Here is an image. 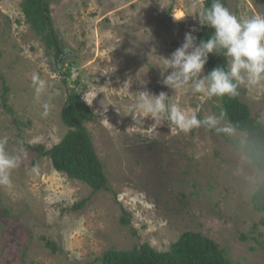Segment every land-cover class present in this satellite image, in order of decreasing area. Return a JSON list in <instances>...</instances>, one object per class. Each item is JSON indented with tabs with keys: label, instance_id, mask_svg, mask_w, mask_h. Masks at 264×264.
<instances>
[{
	"label": "rangeland",
	"instance_id": "1",
	"mask_svg": "<svg viewBox=\"0 0 264 264\" xmlns=\"http://www.w3.org/2000/svg\"><path fill=\"white\" fill-rule=\"evenodd\" d=\"M21 2L0 0V137H8L10 154L20 144L26 153L11 173L12 187H0V264H100L107 248L146 241L167 250L185 230L215 240L231 264H264V227L258 225L264 211L250 201L261 174L225 139L242 140V133L203 126L185 133L166 118L133 126L128 115L144 90L166 92L168 104L200 119L219 114L217 97L172 90L158 68L185 33L194 35L203 0H50L65 52L58 65ZM226 8L238 18L264 15V0H226ZM70 61V79L81 76L78 93L94 99V117L85 126L108 186L95 193L31 148H48L67 130L59 113L73 86L62 74ZM34 74L48 85L39 99ZM4 85L12 114L2 106ZM239 97L264 124V84L241 86ZM46 239L54 241V251Z\"/></svg>",
	"mask_w": 264,
	"mask_h": 264
},
{
	"label": "trees",
	"instance_id": "2",
	"mask_svg": "<svg viewBox=\"0 0 264 264\" xmlns=\"http://www.w3.org/2000/svg\"><path fill=\"white\" fill-rule=\"evenodd\" d=\"M226 7V0H221ZM212 0H203V10L211 7ZM21 8L25 19L31 28L44 41L48 49L52 50L56 65L63 62L65 52L60 45L52 17L50 15V0H22ZM214 30L201 26L195 28L196 43L207 40ZM73 61L62 71L65 83L67 79L73 86H67V95L60 108V119L67 127L65 134L59 141L46 148L41 144L31 148L38 156H47L52 167L65 173L69 178L79 180L90 186L92 193L108 189L107 177L104 172V164L97 156L93 147L90 134L85 126L94 117V111L83 100L77 91L81 76L71 78ZM228 57L209 55L204 67V74L210 72L216 66L228 67ZM62 67V65L60 66ZM8 87L4 85L1 94V102L4 110L13 113L8 104ZM219 105L217 109L227 113V120L233 123L235 131L241 132L243 139L225 138L236 150L242 151L261 174V180L250 195L252 208L255 211H264V124L251 115L247 103L238 95L235 98L228 96L217 97ZM88 198H83L73 208L82 206ZM127 214V213H125ZM123 223L128 222L125 215L121 217ZM258 225L264 227V215L258 221ZM45 245L53 251L56 248L54 241L46 239ZM100 264H231L225 256L224 250L219 244L207 235L193 230L181 232L173 241L169 249L157 250L150 243L144 241L134 244L129 249L107 248L98 258Z\"/></svg>",
	"mask_w": 264,
	"mask_h": 264
},
{
	"label": "clouds",
	"instance_id": "3",
	"mask_svg": "<svg viewBox=\"0 0 264 264\" xmlns=\"http://www.w3.org/2000/svg\"><path fill=\"white\" fill-rule=\"evenodd\" d=\"M195 17L201 26L214 31L207 40H200L198 44L192 32L185 33L181 46L169 57L162 56V67L158 68L164 86L172 90L187 87L211 99L224 96L235 98L241 86L264 84V15L238 18L221 0H212L211 7ZM210 54L229 57L230 64L227 68L216 66L204 74ZM32 81L36 99H39L48 85L37 74L33 75ZM138 92V99L128 113L133 126L144 125L146 118L153 124H159L161 119L166 118L185 133L202 126L220 134H230L235 130L223 110L218 115L200 119L196 113L187 114L178 105L168 104L166 92ZM82 100L91 106L94 99L83 92ZM43 108V115L47 116L49 104L45 102ZM8 142L7 136L0 137V187L5 188L12 187L11 173L20 166L21 157L26 154L22 144L18 146L17 154H10L7 151Z\"/></svg>",
	"mask_w": 264,
	"mask_h": 264
}]
</instances>
